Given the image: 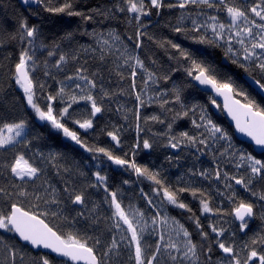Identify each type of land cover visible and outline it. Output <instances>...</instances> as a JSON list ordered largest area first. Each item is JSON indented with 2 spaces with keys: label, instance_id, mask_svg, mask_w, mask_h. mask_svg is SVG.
<instances>
[{
  "label": "snow or ice",
  "instance_id": "obj_1",
  "mask_svg": "<svg viewBox=\"0 0 264 264\" xmlns=\"http://www.w3.org/2000/svg\"><path fill=\"white\" fill-rule=\"evenodd\" d=\"M0 11V264H264V0Z\"/></svg>",
  "mask_w": 264,
  "mask_h": 264
},
{
  "label": "trees",
  "instance_id": "obj_2",
  "mask_svg": "<svg viewBox=\"0 0 264 264\" xmlns=\"http://www.w3.org/2000/svg\"><path fill=\"white\" fill-rule=\"evenodd\" d=\"M2 15H3V12L0 11V16H2ZM8 24H9V26H11V21H8ZM216 57L218 58V61H219V63L221 64L222 55H221L219 52H217V53H216ZM221 66H222L226 71H228L229 73H231V74L234 76L235 79H237L238 81H240V82H242V83L245 84V82L242 80V75H246V74L243 73L242 70L237 69V68H235L233 65H230V64H228L227 66H223V65L221 64ZM245 86L248 87L246 84H245ZM248 88H249V87H248ZM249 90H251V89L249 88ZM190 92H191V90H188V93H186V94H190ZM253 94L256 96V98H257L258 101L264 100V98L260 97V96L257 95L255 92H253ZM200 99L203 101L205 98L201 97ZM214 118L217 120L218 123H220V124H222V125H225V126L228 125V124L226 123L225 119H224L221 115H215V114H214ZM230 131H231V129H230ZM54 136H55V134H54ZM56 139H57V142H61V141H63V137H62V136H56ZM237 142H238V141H237ZM67 143H70V142H67ZM237 146H238V147H242L243 145H242L241 143L238 142V143H237ZM81 151H82V150H81ZM85 155H87V154H85ZM138 159H139V158H138ZM139 160H141V162H146V161L148 160V158L142 156Z\"/></svg>",
  "mask_w": 264,
  "mask_h": 264
},
{
  "label": "water",
  "instance_id": "obj_3",
  "mask_svg": "<svg viewBox=\"0 0 264 264\" xmlns=\"http://www.w3.org/2000/svg\"><path fill=\"white\" fill-rule=\"evenodd\" d=\"M221 64H222L223 66H227V65H228V63L225 62V61H223V59H221ZM242 80L245 82V84H246L251 90H253L254 86H253L252 82L247 78L246 75H242ZM253 92H255V91H253ZM255 93H256L257 95H259L260 97L264 98V96H262L261 93H259V92H255ZM221 103H222V101H221ZM212 111H213V113H214L215 115H220L219 112H218L216 109H212ZM221 116L225 119L226 123L229 125V124H230V121L226 118V114H225V115H221ZM231 130L234 131V129H231ZM236 140H237L238 142H240V141H243L244 138H243V137H240L239 134H236Z\"/></svg>",
  "mask_w": 264,
  "mask_h": 264
},
{
  "label": "rangeland",
  "instance_id": "obj_4",
  "mask_svg": "<svg viewBox=\"0 0 264 264\" xmlns=\"http://www.w3.org/2000/svg\"><path fill=\"white\" fill-rule=\"evenodd\" d=\"M142 156L138 157L139 159L141 158Z\"/></svg>",
  "mask_w": 264,
  "mask_h": 264
}]
</instances>
